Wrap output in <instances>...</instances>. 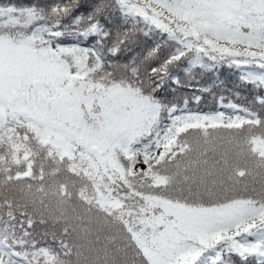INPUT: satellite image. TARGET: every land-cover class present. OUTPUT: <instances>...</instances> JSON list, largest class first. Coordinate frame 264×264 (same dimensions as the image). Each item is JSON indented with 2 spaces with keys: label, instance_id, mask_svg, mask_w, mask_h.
Returning <instances> with one entry per match:
<instances>
[{
  "label": "snow or ice",
  "instance_id": "1",
  "mask_svg": "<svg viewBox=\"0 0 264 264\" xmlns=\"http://www.w3.org/2000/svg\"><path fill=\"white\" fill-rule=\"evenodd\" d=\"M0 264H264V0H0Z\"/></svg>",
  "mask_w": 264,
  "mask_h": 264
},
{
  "label": "trees",
  "instance_id": "2",
  "mask_svg": "<svg viewBox=\"0 0 264 264\" xmlns=\"http://www.w3.org/2000/svg\"><path fill=\"white\" fill-rule=\"evenodd\" d=\"M181 75L183 78L182 73H181ZM213 78L214 79L218 78L219 80L224 82L225 87L231 88L237 80V73L235 72V70L223 67V68L219 69L218 74L217 73L213 74ZM225 95H228V94L225 93ZM229 98H232V97L229 96ZM218 100H219V96H215V97L209 96L206 99V102L201 105V109L204 111H210V110L217 109L219 107ZM237 102L243 103L244 101H243V99H239V100H237Z\"/></svg>",
  "mask_w": 264,
  "mask_h": 264
}]
</instances>
